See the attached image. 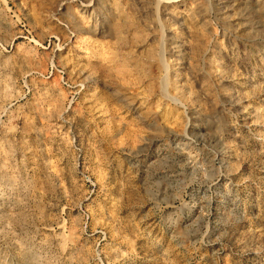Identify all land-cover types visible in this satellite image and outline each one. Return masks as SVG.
<instances>
[{
  "label": "rangeland",
  "instance_id": "rangeland-1",
  "mask_svg": "<svg viewBox=\"0 0 264 264\" xmlns=\"http://www.w3.org/2000/svg\"><path fill=\"white\" fill-rule=\"evenodd\" d=\"M85 1L0 0V264H264V0Z\"/></svg>",
  "mask_w": 264,
  "mask_h": 264
},
{
  "label": "bare ground",
  "instance_id": "bare-ground-1",
  "mask_svg": "<svg viewBox=\"0 0 264 264\" xmlns=\"http://www.w3.org/2000/svg\"><path fill=\"white\" fill-rule=\"evenodd\" d=\"M156 1H159V0H156ZM164 1V0H163ZM177 0H170V1H168V6H171V5H174V3L176 2ZM180 1V0H179ZM86 3L84 4V6H83V12H87V11H93V10H95V8H96V6L93 4V3H91V1L90 0H86L85 1ZM168 8V7H167ZM171 9V8H170ZM100 10V9H99ZM94 12V11H93ZM96 12V11H95ZM176 13V12H175Z\"/></svg>",
  "mask_w": 264,
  "mask_h": 264
},
{
  "label": "built area",
  "instance_id": "built-area-1",
  "mask_svg": "<svg viewBox=\"0 0 264 264\" xmlns=\"http://www.w3.org/2000/svg\"><path fill=\"white\" fill-rule=\"evenodd\" d=\"M63 82L67 84V81L66 80H63Z\"/></svg>",
  "mask_w": 264,
  "mask_h": 264
}]
</instances>
